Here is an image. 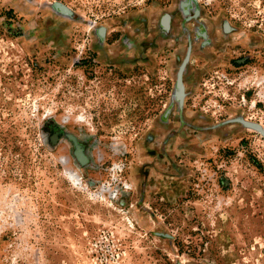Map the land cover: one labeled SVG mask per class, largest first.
Masks as SVG:
<instances>
[{"label":"rangeland","instance_id":"1","mask_svg":"<svg viewBox=\"0 0 264 264\" xmlns=\"http://www.w3.org/2000/svg\"><path fill=\"white\" fill-rule=\"evenodd\" d=\"M49 1L100 24L154 18L175 2ZM200 1L214 47L193 56L198 88L186 117L216 123L241 110L264 124V0ZM46 19L0 0V264H174L134 209L175 51L164 45L147 63L111 66L86 27L48 35ZM123 34L108 36L110 55ZM186 132L172 156L189 175L171 177V165L153 172L148 205L190 264H264V139L235 127Z\"/></svg>","mask_w":264,"mask_h":264},{"label":"water","instance_id":"2","mask_svg":"<svg viewBox=\"0 0 264 264\" xmlns=\"http://www.w3.org/2000/svg\"><path fill=\"white\" fill-rule=\"evenodd\" d=\"M17 7H29L47 14L45 32L57 36L73 25L86 27L95 43L93 48L111 66H129L147 63L149 54L164 45L175 51L173 63L174 83L165 109L155 120L153 130L145 137L146 160L136 169L138 202L135 212L142 221L144 230L165 244L174 264H190L178 251L175 236L165 226L163 220L148 205L150 176L153 172L163 174L160 167L171 165L175 173L170 175L183 178L189 175L178 165L172 151L179 140L187 139V129L200 133L221 134L228 128L250 131L264 139V124L249 121L241 110L232 117L216 123L195 124L186 117V102L198 88L193 75L192 61L195 54L207 55L214 47V29H211L206 11L200 0H175L170 10H160L154 18L146 13L120 19L118 22L100 24L73 10L61 1L49 0H5ZM56 29V31H55ZM114 31H122L117 45L119 55L112 56L107 44L108 36ZM225 33L232 31L225 23ZM159 141V146L153 147ZM202 264H210L203 261Z\"/></svg>","mask_w":264,"mask_h":264},{"label":"bare ground","instance_id":"3","mask_svg":"<svg viewBox=\"0 0 264 264\" xmlns=\"http://www.w3.org/2000/svg\"><path fill=\"white\" fill-rule=\"evenodd\" d=\"M247 120L251 121L250 119H247Z\"/></svg>","mask_w":264,"mask_h":264}]
</instances>
